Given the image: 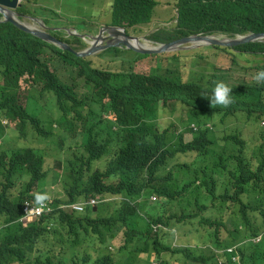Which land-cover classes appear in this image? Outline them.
Returning <instances> with one entry per match:
<instances>
[{
  "label": "clouds",
  "instance_id": "1",
  "mask_svg": "<svg viewBox=\"0 0 264 264\" xmlns=\"http://www.w3.org/2000/svg\"><path fill=\"white\" fill-rule=\"evenodd\" d=\"M85 1L61 0L57 10L52 11L56 12L57 18L54 19L42 15L44 13L35 14L37 9L45 10L43 1L36 4L16 0L15 7L2 5L27 28L45 31L57 41L44 39L6 21L5 10H0V22H9L82 58L122 50L131 51L132 59L137 54L155 55L203 47L202 52L207 55L205 73L211 76L208 83L211 92L201 94L200 108L187 115L180 106L169 101L160 111L159 120L171 132L173 148L166 167L157 176L154 186L157 190L149 196L154 215L139 211L152 231L150 241L145 243L148 251L141 253V261L133 264H264V119L257 123L249 120L244 108L235 103L241 99L251 100V96L264 85V69H257L264 66V17L254 27L227 34L214 27L217 18L208 10L207 27L211 32L192 33L161 42L153 40L151 34L160 29L174 30L180 8L203 9L204 5L224 0H154L151 10L136 2L129 7L131 17L135 12L140 13L141 21L135 24V28L127 26V22L118 24L113 21L114 17L119 19L123 15L113 8L114 0H105L104 5L90 0L96 5L85 8L88 15L81 17L83 26L84 22L90 25L85 29L78 28L76 23L75 26H63V22L71 17L77 18L74 14L81 5L85 7ZM23 4L34 14L21 13L18 8ZM157 18L159 24L152 31L139 30L149 27ZM194 36L199 39L160 52H140L121 41L126 38L137 49L155 50L172 41ZM110 40L116 45L101 48ZM235 40L244 42L230 44ZM60 43L73 51L61 47ZM79 43L83 46L76 49ZM248 44H254L256 49L235 48ZM94 45L99 49L91 55L76 54ZM216 55H222L225 63L219 64ZM126 63H129L128 67ZM118 64L115 68L116 64L106 58L101 62L104 70L114 74L140 69L127 58ZM111 67L115 70H110ZM6 79L7 72L0 70V98ZM28 93L24 86L19 88L18 98L24 102L27 113L33 115L40 111L48 117L40 120L36 128L22 131L15 123L18 121L0 115V129H3L0 144L7 153L4 155L0 150V230L7 221H12L27 228L30 237L42 238L45 245L36 249L40 264H126L117 250V255L113 252L115 245H122L125 234L136 233L134 227L123 221L134 224L136 203L142 197L133 196L123 170L117 167L111 179L115 192L107 194L105 202L114 200L120 204L127 200L133 205L131 208L120 213L100 212L101 194L94 196L91 193L82 199H71L64 186L74 174L65 173V164L68 159H75V153L85 150L84 124L73 114L51 115L54 106L48 97L38 93L36 97H26ZM261 95L264 98V92ZM166 115L171 117L166 119ZM108 159L101 158L97 166L103 164L105 167ZM9 170L13 172V179ZM19 176L27 179L40 177L38 186L23 194L15 179ZM181 201L189 202L183 211L178 208ZM195 203L201 206V210H193ZM114 224L118 227L116 230H113ZM113 232H118L116 237L111 236ZM153 236L162 241L158 249L169 247L171 252H158L153 245ZM48 238L56 241L49 242ZM106 249L113 255L104 252Z\"/></svg>",
  "mask_w": 264,
  "mask_h": 264
},
{
  "label": "trees",
  "instance_id": "2",
  "mask_svg": "<svg viewBox=\"0 0 264 264\" xmlns=\"http://www.w3.org/2000/svg\"><path fill=\"white\" fill-rule=\"evenodd\" d=\"M26 1L36 4L41 2ZM131 1L133 0H114L113 8L117 13L123 12V15L119 19L114 17L113 21L118 24L127 22V26L135 28V24L141 21L140 13L135 12L131 17L129 7L140 2L151 10L155 2ZM43 2L46 5L50 3L49 0ZM246 2L247 0H224L204 5L203 9L180 8L177 27L174 30L160 29L151 34L152 39L165 42L177 36L211 32L207 27L208 10L217 18L215 28L226 31L227 34L242 32L261 23L264 17V3L250 0L245 5ZM18 10L24 14H34L25 4ZM41 13L46 11L37 9L35 12L36 15ZM79 46L83 44L79 43L75 48L78 49ZM237 47L256 49L254 44L235 48ZM202 48L155 55L137 54L132 60L138 68L142 63V69L114 74L104 70L101 65L105 54L78 57L9 22H0V70L7 72L0 98V115L18 121L15 123L22 131L36 128L40 120L48 116L42 115L40 111L33 115L27 113L24 102H20L18 98L19 88L24 86V89L29 90L26 97H36V93L48 97L54 106L51 115L73 114L77 121L84 124L82 138L85 150L75 153V159H68L65 164V173L74 174L64 186V189H68L70 198L77 200L91 193L94 196L101 194L103 201L99 205L100 212L105 210L120 213L131 208L133 205L127 200L120 204L114 200L105 202V196L115 192L111 179L117 167L123 170V177L126 184L132 187L133 196L142 197L136 203L134 224L123 221L125 225L134 227L136 233L131 236L125 234L122 245H115L113 252L114 255L118 252L126 264L140 262V254L148 251L145 243L150 241L152 230L139 211L144 210L154 215V209L148 202L149 196L157 190L154 187L157 176L166 167L173 148L170 144L172 134L159 120L160 111L172 101L189 115L200 108L201 94L211 92V85L208 84L211 76L205 73L207 55L202 52ZM257 69H264V66ZM37 85L42 88L39 89ZM263 92L264 85L251 96V100L241 99L235 102L244 108L248 119L256 123L264 119ZM2 135L3 129H0V137ZM0 150L4 155L7 154L2 143ZM103 157H109L105 167L103 164L97 166ZM9 173L13 179L12 170ZM15 179L19 183V191L24 194L31 187L38 186L40 177L27 179L19 176ZM13 184L16 182L13 181ZM82 192L88 193L82 195ZM187 203L189 202H178V208L183 211ZM195 208L201 210L197 203L193 210ZM117 228L114 224L113 230ZM117 234L118 232H113L111 236L116 237ZM101 238L103 239L102 234ZM152 239L157 251L171 252L169 247L158 249L162 241L157 236ZM0 240V264H40L36 258V249L45 245V242L42 238L30 237L29 230L20 223L7 221L6 226L0 230ZM47 241L56 240L48 238ZM104 252L112 254L108 249ZM152 253L153 251L149 253V257Z\"/></svg>",
  "mask_w": 264,
  "mask_h": 264
},
{
  "label": "rangeland",
  "instance_id": "3",
  "mask_svg": "<svg viewBox=\"0 0 264 264\" xmlns=\"http://www.w3.org/2000/svg\"><path fill=\"white\" fill-rule=\"evenodd\" d=\"M40 1H43V0H40ZM61 0H50V3L48 5L45 4V6H51V9H48L47 7L45 8V10L43 11H46V16L48 18H57L56 15H53V9L57 10V5L58 3L60 2ZM96 1V4L98 5H104L105 4V0H95ZM79 3H81L79 1ZM96 4H91L90 0H86L85 1V7L82 8V5L79 7V9L75 12V16L77 18H73L71 17L69 20H66L65 22H63V26L65 27H69V26H75V23H76V26L80 29H85L88 25H90V23H87V22H84V26L81 24V18L82 16L87 17L86 13H85V8L88 9V8H91L93 5H96ZM173 13V11L171 10V13L170 15ZM91 16V15H90ZM159 24L158 22V18L155 20V22L153 24H151L149 27H142L140 28L139 30H143L145 31V33H149L150 31L153 30V28H155V26H157ZM65 35L67 36V34L65 33ZM143 35V34H142ZM131 51H117V52H113V51H107L105 53V58L108 59L109 61L115 63V68L117 66H119V62H123L124 58H127L129 60H132L131 59ZM215 59L216 61L219 63V64H224L225 63V58L222 57V55H216L215 56ZM244 60V59H243ZM245 62V60H244ZM106 65V64H105ZM129 63H126V67H128ZM107 68H109L107 65H106ZM122 67V66H121ZM119 67V69L121 68ZM114 67H111L110 70H115ZM143 68V64L141 63L140 64V69ZM171 116L169 115H166L165 118L166 119H169Z\"/></svg>",
  "mask_w": 264,
  "mask_h": 264
},
{
  "label": "water",
  "instance_id": "4",
  "mask_svg": "<svg viewBox=\"0 0 264 264\" xmlns=\"http://www.w3.org/2000/svg\"><path fill=\"white\" fill-rule=\"evenodd\" d=\"M2 5L8 6V7H15L16 6V0H0V10L7 11L5 13L6 21H9V22L13 23L14 25H16L17 27H19V28H21V29H23V30H25V31H27L29 33L36 34V35H38V36H40V37H42L44 39L56 40L54 37H52L50 34L46 33L45 31H36V30H31V29L27 28V26H25L23 23L19 22L18 20H16L13 17L12 12L9 10V8H6V7L2 6ZM198 39H199V37H196V36L187 37V38H183V39H178V40L172 41L170 43L164 44L162 47H160L158 49H155V50L144 49V48L137 49L126 38L121 40V41L124 44H126L127 46H129L130 48H132L134 50H138L140 52H160V51H163V50H169V49L175 48L178 44H181L183 42L190 41V40H198ZM214 42H219V41H214ZM241 42H244V40H235V41L230 42V44H238V43H241ZM112 45H116V44H114L112 42V40H110L108 42V45H104L101 48H107L108 46H112ZM60 46L63 47V48H66L68 50L73 51L69 46H67V45H65L63 43H60ZM98 49L99 48L96 45H94L89 50H87L85 52H80V53L77 52L76 54L80 55V56L91 55L92 53H94Z\"/></svg>",
  "mask_w": 264,
  "mask_h": 264
}]
</instances>
